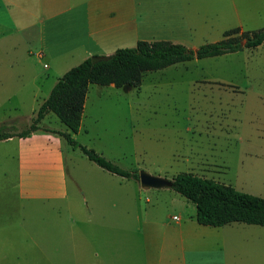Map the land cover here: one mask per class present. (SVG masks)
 Segmentation results:
<instances>
[{
    "label": "rangeland",
    "instance_id": "obj_1",
    "mask_svg": "<svg viewBox=\"0 0 264 264\" xmlns=\"http://www.w3.org/2000/svg\"><path fill=\"white\" fill-rule=\"evenodd\" d=\"M238 2L246 7L244 30L263 28L264 0ZM222 35L193 36L184 45L195 49ZM134 45L128 38L116 48ZM29 48L0 51V75L19 78L0 100V123L8 120L16 131L28 127L56 79L80 59L44 51L38 58V46ZM39 126L66 129L52 112ZM71 136L128 171L167 179L192 172L264 198V42L145 71L139 87L90 84ZM61 151L65 196L21 199L15 145L0 143V264H141L138 229L145 222L194 219V204L170 187L143 188L64 139ZM237 224L249 230L233 235L228 263L264 264V226Z\"/></svg>",
    "mask_w": 264,
    "mask_h": 264
},
{
    "label": "crops",
    "instance_id": "obj_2",
    "mask_svg": "<svg viewBox=\"0 0 264 264\" xmlns=\"http://www.w3.org/2000/svg\"><path fill=\"white\" fill-rule=\"evenodd\" d=\"M238 4V0H0V51L24 48L29 53L35 43L38 58L45 55L43 51L64 60L79 57L77 65L92 54H111L128 38L135 43L169 40L189 44L197 40L193 36H211L233 27L245 31L241 11L246 7ZM3 55L0 52V61L6 59ZM18 80L0 75V100ZM0 143L15 145L21 199L65 196L62 139L35 131ZM145 223L138 229L143 245L141 264H229L227 251H235L233 235L239 228L249 230L238 226L239 222L214 227L179 217ZM118 254L122 256L113 253L116 259Z\"/></svg>",
    "mask_w": 264,
    "mask_h": 264
},
{
    "label": "trees",
    "instance_id": "obj_3",
    "mask_svg": "<svg viewBox=\"0 0 264 264\" xmlns=\"http://www.w3.org/2000/svg\"><path fill=\"white\" fill-rule=\"evenodd\" d=\"M264 42V27L254 31H240L233 27L223 31L222 38L205 42L195 49L169 40H138L133 47L116 48L108 60L92 63L90 57L66 70L40 102L35 117L27 128L16 131L12 123H0V140L13 136L26 137L35 131L57 135L79 150L96 165L123 178L138 180L136 171L122 169L98 154L78 144L71 136L79 129L87 90L90 84L114 87H139L145 71L169 65L214 57L255 48ZM49 112L56 115L67 131L41 128L39 123ZM170 186L195 206L194 219L198 224L222 226L242 222L264 226V198L235 189L231 185L192 172L175 175Z\"/></svg>",
    "mask_w": 264,
    "mask_h": 264
},
{
    "label": "water",
    "instance_id": "obj_4",
    "mask_svg": "<svg viewBox=\"0 0 264 264\" xmlns=\"http://www.w3.org/2000/svg\"><path fill=\"white\" fill-rule=\"evenodd\" d=\"M110 58V54H103V55H91L90 61L92 63H96L99 61L108 60ZM138 182L141 187L143 188H165L170 187L172 184L171 179H167L160 176H155L149 174L148 172L141 170L138 172Z\"/></svg>",
    "mask_w": 264,
    "mask_h": 264
},
{
    "label": "built area",
    "instance_id": "obj_5",
    "mask_svg": "<svg viewBox=\"0 0 264 264\" xmlns=\"http://www.w3.org/2000/svg\"><path fill=\"white\" fill-rule=\"evenodd\" d=\"M39 55H40V54H39ZM44 66L46 67L47 65L45 64ZM172 218H173V219H178L177 216H173Z\"/></svg>",
    "mask_w": 264,
    "mask_h": 264
}]
</instances>
